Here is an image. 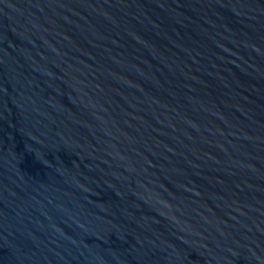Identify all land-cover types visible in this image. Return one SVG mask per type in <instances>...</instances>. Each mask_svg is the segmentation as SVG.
<instances>
[{
  "label": "water",
  "instance_id": "1",
  "mask_svg": "<svg viewBox=\"0 0 264 264\" xmlns=\"http://www.w3.org/2000/svg\"><path fill=\"white\" fill-rule=\"evenodd\" d=\"M0 264H264V0H0Z\"/></svg>",
  "mask_w": 264,
  "mask_h": 264
}]
</instances>
